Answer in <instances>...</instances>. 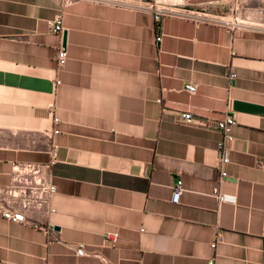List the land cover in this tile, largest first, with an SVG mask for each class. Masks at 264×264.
I'll return each instance as SVG.
<instances>
[{"label": "crops", "instance_id": "1", "mask_svg": "<svg viewBox=\"0 0 264 264\" xmlns=\"http://www.w3.org/2000/svg\"><path fill=\"white\" fill-rule=\"evenodd\" d=\"M135 1L159 26L144 8H67L57 69V3L0 0V188L14 164L57 152L54 212H28L29 226L0 218V264H264V0Z\"/></svg>", "mask_w": 264, "mask_h": 264}, {"label": "built area", "instance_id": "2", "mask_svg": "<svg viewBox=\"0 0 264 264\" xmlns=\"http://www.w3.org/2000/svg\"><path fill=\"white\" fill-rule=\"evenodd\" d=\"M58 5V12L52 20L48 22L52 32L58 36L60 45L56 53L57 69L63 68L68 61V54L63 45L62 34L64 28L62 19L64 11L72 5L78 3H90L100 6H106L121 10H131L136 8H144L154 11L156 15L154 19L159 26L160 14L151 4L135 0H54ZM162 39V34H157L155 43L159 44ZM235 75H230V79L234 80ZM58 83V82H57ZM185 91L194 95L196 87L191 84L184 86ZM186 123H192L194 119H198L208 128L207 121L194 117L191 113L182 115ZM58 120L54 119L53 124H58ZM236 126V119L233 115L226 114L223 118L215 122L214 128L220 134L221 138L216 145L217 157L214 163L215 168L220 172V179L227 177L224 170L225 166L230 162V155L232 152V145L235 138L232 134L233 128ZM59 131L54 129L51 137L58 134ZM56 146L52 144L50 149V161L48 163L36 162H21L12 166L10 176V183L5 187L0 188V218L19 225H32L31 220L27 217V213L31 211L48 210L53 213L54 210L50 208V198L56 193V186L49 180L47 173L51 171L53 165L57 162ZM216 197L220 203L235 204L236 196L233 194H223L217 189L215 190ZM182 193L181 182L172 188V202L176 203ZM35 228H39L34 226ZM44 230L47 235L53 232L52 226L40 228ZM113 242L117 240V235H110ZM211 248H215V243L211 244ZM76 256H84V246L78 245L75 249ZM209 264H213L212 261Z\"/></svg>", "mask_w": 264, "mask_h": 264}, {"label": "water", "instance_id": "3", "mask_svg": "<svg viewBox=\"0 0 264 264\" xmlns=\"http://www.w3.org/2000/svg\"><path fill=\"white\" fill-rule=\"evenodd\" d=\"M63 45H65V35L63 36Z\"/></svg>", "mask_w": 264, "mask_h": 264}]
</instances>
